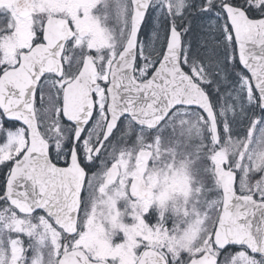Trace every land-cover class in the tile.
Here are the masks:
<instances>
[{"label":"snow or ice","instance_id":"1","mask_svg":"<svg viewBox=\"0 0 264 264\" xmlns=\"http://www.w3.org/2000/svg\"><path fill=\"white\" fill-rule=\"evenodd\" d=\"M0 264H264V0H0Z\"/></svg>","mask_w":264,"mask_h":264}]
</instances>
